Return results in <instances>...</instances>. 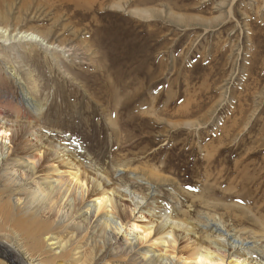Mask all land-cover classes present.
Wrapping results in <instances>:
<instances>
[{
	"label": "rangeland",
	"instance_id": "1",
	"mask_svg": "<svg viewBox=\"0 0 264 264\" xmlns=\"http://www.w3.org/2000/svg\"><path fill=\"white\" fill-rule=\"evenodd\" d=\"M45 1L0 0V27H9L13 34L34 31L58 47L56 62L41 46L18 44L17 38L0 44L9 62L7 72L13 64L29 96L44 105L42 133L55 143L65 142L86 169L98 168L109 176L112 187L125 188L130 172H142L149 179L148 166L159 170V180L149 179L157 187L158 207L194 228L204 216L221 219L230 233L264 246V0H98L83 4L86 8ZM60 48L71 51L68 55ZM1 83L8 92L20 95L13 82ZM28 117L25 113L22 120ZM110 121L122 133L120 128L119 133L114 131ZM117 134L132 137L119 143ZM72 141L82 149L72 146ZM122 159H130L132 165L113 176L114 162ZM18 193L0 181V244L11 250L8 254L0 247V264L29 262L25 249L30 250V237L13 223L7 225L9 229L4 224L10 221L5 215L16 223L15 217L21 215L19 210L5 214L10 198ZM116 200L127 219L123 231H130L131 223L139 228L131 236L142 254L155 243L154 231L142 239L146 227L130 219L129 199ZM39 220L25 219L27 235L36 233ZM53 220L48 232L57 240L47 241L40 252L31 248L34 264H52L53 259L55 264H130L124 254L113 253L98 228L54 226ZM194 230L201 237L202 231ZM178 236L176 247L180 254L186 253L183 232ZM23 242L27 248L21 246ZM263 246L259 250L264 257ZM154 250L157 255L171 254L176 264H188L179 260V252Z\"/></svg>",
	"mask_w": 264,
	"mask_h": 264
},
{
	"label": "bare ground",
	"instance_id": "2",
	"mask_svg": "<svg viewBox=\"0 0 264 264\" xmlns=\"http://www.w3.org/2000/svg\"><path fill=\"white\" fill-rule=\"evenodd\" d=\"M46 1H48V0H46ZM96 1L98 4V0H60V2L72 3L75 6H78V8L81 7L85 3H92V2L94 3ZM112 1H114V0H112ZM54 2H56V1L54 0ZM62 4H64V3H62ZM72 4H70V5H72ZM85 5H83L84 8H86ZM91 5H94V4H91ZM58 6H59V4H58ZM97 6H99V5H97ZM115 6L117 7L118 4L116 3ZM88 8L89 7H87V9ZM13 33H12V30L7 26L0 27V41H1L0 44L7 45V43L10 40H14V39L16 40V38H17L18 40H16V43L19 44V42H24V44L25 43H29V44L32 43V44L38 45L39 47L41 46V48L44 49L45 53H48V54L51 53L52 56L55 58L54 60H56L55 54L57 53L56 50H58L57 49L58 47H52L49 44L50 41L48 42L46 40L47 37L45 35L37 34L34 31L33 32L32 31L31 32H25V31L19 32V31H17V33H15V34H13ZM61 42H62V40H61ZM10 44H8V46H11ZM3 51H4V49L0 52V181L4 182V184H6L7 186H9L12 189H15L16 191L19 192L18 193L19 196L16 197L17 199L13 198V197L10 198V200L8 202V208L6 209L8 211L5 212V214H7V213L12 214V213H14L15 210H19V212H21L20 213L21 215H17L15 217V218H17V223L14 220V218H10V217L8 218V215H5V216L10 221H8L7 223L6 222L5 223L3 222V223L6 225V227H8L7 225L13 223V225L17 226L19 229L20 228L22 229L24 235L30 237L29 240L26 239L28 241L29 246H27V244H25L24 242L22 243L23 245L21 244L22 247L27 246L30 249V250L25 249V253L28 252V254H26V256L29 260L28 264H34L35 263L34 259H33V257L35 255L31 254V252L33 253V250H35L36 252L37 251L40 252V250L42 251V250L46 249V247L48 246L46 244L47 241L57 240V237L54 236L53 233L48 232L49 228H50V224H51V217H54V220L52 222V224L54 226H59L62 223H67V226H70L73 229H84V228L89 229V227H94V229L98 228L99 231H101L100 233L102 235H104L105 238L108 240L109 245L113 246V249H112L113 253L116 255L124 254L125 256L128 257V261L130 264H176V262L174 263V259H173V257H171V254L169 256L165 255L166 253L164 255H161V254L157 255L155 253L154 248L157 247L160 249H168V250H171L172 252H174V251L179 252L177 247H176V244L180 240V238H179L180 236H178V233H180V232H183L182 237L184 239V242H185L187 249H186V253H181V254H180V252L178 253V254H180L179 260H183L184 262H187L188 264H264V257L262 256L263 253H260L261 250H259L260 249L259 246H263V245H261V243L258 241L252 242V243L246 242L245 240L241 239L239 236L235 235L234 233H230L229 231L226 230L221 219L204 216L203 221H196L195 228H194L192 226V224L189 225L190 222L187 223V222L178 221L179 219H177L176 217H173V215H171V211L169 209L158 207L159 205L156 203V197H155V195H156L155 190L157 187L155 185H153L149 181V179L153 180L156 178L157 180H159L161 178L160 176H158L159 170L148 166V168H150L148 171V175L150 174V177H148L149 179H147L146 175H144L142 172H141V174H138L137 171L136 172H130L127 174V175H129V181H128V184L126 185L125 188H123V186L121 187L120 185H119L120 187L117 185H116L117 187L116 186L112 187L111 186L113 184L112 179H110L109 176L104 175L101 172V170H99L98 168H97V170H93L92 168L86 169V167L83 165V163H81L80 160H77L78 159L77 156L72 153L74 151L70 150V148H68L66 146L65 142H59V143L56 142L55 143L52 140H50L49 137L47 138L46 135L43 134L41 131L42 127H39V126H42L41 118H42V115L44 113L43 112L44 111V105L34 101L35 99L33 100L29 96L30 93L27 91L28 89H27L26 85L21 83V79L19 78L18 74L15 73V69L13 67V64L8 67L9 70L7 72L6 64L8 65L9 62L8 63L5 62L7 57ZM59 51H62V52L69 55L71 48H69L67 50L60 48ZM30 52L28 54H30ZM81 56H82V54H81ZM67 57H69V56H67ZM58 59H59V57H58ZM58 59L56 60V62L58 61ZM67 62L65 64H67ZM90 62H91V60H90ZM44 64L46 65V63H44ZM59 64H61V62H59ZM71 66L73 67V64ZM65 68H66V66H65ZM51 72L53 73V71H51ZM78 73H79V71H78ZM110 74H111V72H110ZM26 75H28V74H26ZM28 78L30 79V76ZM37 79H38V77H37ZM123 80H124V78H123ZM2 81L6 82V83H8V82L12 83L13 82V84L18 88L20 95L15 96V95H13V93H10L7 90H5L3 88L4 85H2V83H1ZM31 82L34 83L33 81H31ZM120 83H121V81H120ZM29 84L31 86L33 85L31 83H29ZM125 85H126V83H125ZM125 85L122 86L123 92H125L124 91ZM108 87H109V85H108ZM29 89H31V87ZM200 91H202V90H200ZM31 93H33V92H31ZM120 94H123V93H120ZM126 95H127V93H126ZM123 97H125V96H123ZM126 98H128V97H126ZM123 100H124V98H123ZM193 103H194V101H193ZM130 104H132V103H130ZM107 108H108V106H107ZM107 108H106V110H107ZM187 108L189 109V107H187ZM175 109H176V107H175ZM223 111H224V109H223ZM112 112H116V111L114 110ZM25 113L30 114V118L28 117V119L26 121H23ZM175 114H177V113H175ZM8 115H10V116H8ZM116 115L118 116V114H116ZM129 115H130V113H129ZM123 117H124V115H123ZM130 117H132V114L130 115ZM105 120H106V118H105ZM103 122H105V121H103ZM126 122H127V120H126ZM108 123H110V125L112 127L117 129V130H115L113 128L114 131L118 132V128H120V133H122L121 127H118L114 121H110ZM258 124H259V121H258ZM120 125H121V123H120ZM97 127L98 126H96V128ZM190 128H192V127H190ZM118 136L120 138L119 143L123 142L124 140L127 141L128 140V139H126L127 137H132L130 135L123 136L122 134H119ZM5 141L7 142L6 144L4 143ZM71 145L72 146L75 145L80 150L82 149L75 141H72ZM81 152H83V151H81ZM129 160L122 159L119 161H115L114 162V164H115L114 168L115 169H114L113 176L116 175V173H118V172L119 173H125L126 168H128L132 165V161H129ZM136 162H138V161H136ZM116 168H118V169H116ZM145 168H147V167L145 166ZM258 169H260V168H257V171H258ZM251 176H252V174H251ZM248 178H251V177H248ZM251 179H249V180H251ZM123 180H124V178H123ZM231 180L232 179H230V181ZM249 180L247 182H249ZM257 180H258V178H257ZM225 181L227 182V180H225ZM239 182L241 183L242 181H239ZM139 183H143L144 186L139 185ZM240 183H238V184H240ZM130 184H131L132 188H129ZM251 184H253V182H251ZM258 184H260V183H258ZM243 185H244V183H243ZM253 185H256V184H253ZM239 186H241V185H239ZM217 188H215V189H217ZM142 189H146L147 193L142 194V192L144 191V190L142 191ZM239 189H241V188H239ZM252 189H254V188H252ZM260 190H261V188H260ZM260 190H259V192H260ZM237 195H239V194H237ZM246 195H247V193H246ZM116 197H120V198L125 197V198L129 199L128 209L131 213L130 219H132V222L139 220L146 227V229L143 231L144 235H143L142 239H144V240L147 239L151 235V232L154 231L153 232L154 233L153 242H155V243L150 246L151 247L150 249L143 251L142 254L136 250V245H135L136 244V238L131 236V235H134L133 232L139 230V228H138L136 223H131L132 225L130 227V231H128L126 233H125V231H123V226H125V228L127 226V223H126L127 219H125L124 208L123 209L117 208L118 207L117 206L118 200H116ZM255 199H256V197H255ZM121 201H123V200L121 199ZM258 204H259V201H258ZM202 205H203V203H202ZM177 206L181 207L180 204H178ZM232 207H233V205H232ZM256 207L257 206H255V208ZM169 208H171V207H169ZM190 209H191V207L188 206L187 207L188 213L192 212ZM179 212H177V214ZM100 213H102V215L99 217V219H96L97 215ZM134 214H137V216H135ZM1 215H3V213L2 214L0 213V216ZM174 216H176V213ZM35 217L40 219L38 229L33 230L34 233L36 231L35 234H31L32 233V231H31V233L29 235H27L26 232H30V231L25 232L26 229L23 226L24 224L26 226L25 219L30 220V219L35 218ZM1 218L3 220V216ZM73 218L77 219V222H75V220H73ZM198 218H200V217H198ZM200 219H202V218H200ZM3 221H5V220H3ZM3 223H2V225H3ZM9 228L10 227H8V229ZM196 228H198V230L202 231L200 233L201 237H198V235L196 234V231L194 230ZM23 233H22V235H23ZM190 235H191V237H189ZM134 236H136V235H134ZM192 236H193V238H192ZM20 240L23 241V239H21V238H20ZM203 240L206 242V245H204L201 242ZM4 244H0V247L2 249H4V251L6 253L10 254L11 250L9 248L7 249ZM7 244H8V242H7ZM57 244H58V242H57ZM31 248L33 249L32 251H31ZM62 248H64V247H62ZM36 252H34V254ZM37 254H39V253H37ZM44 254H45V252H44ZM44 254L41 253L40 255H44ZM35 260H36V258H35ZM50 260H52V259H50ZM54 261L55 260L53 259V261L51 263L55 264Z\"/></svg>",
	"mask_w": 264,
	"mask_h": 264
}]
</instances>
